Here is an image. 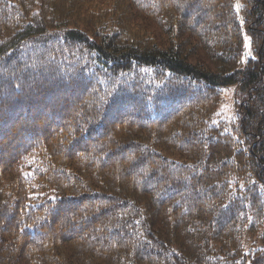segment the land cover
<instances>
[{
  "label": "trees",
  "instance_id": "16d2710c",
  "mask_svg": "<svg viewBox=\"0 0 264 264\" xmlns=\"http://www.w3.org/2000/svg\"><path fill=\"white\" fill-rule=\"evenodd\" d=\"M0 264H264V0H0Z\"/></svg>",
  "mask_w": 264,
  "mask_h": 264
},
{
  "label": "rangeland",
  "instance_id": "374dc122",
  "mask_svg": "<svg viewBox=\"0 0 264 264\" xmlns=\"http://www.w3.org/2000/svg\"><path fill=\"white\" fill-rule=\"evenodd\" d=\"M237 8H240V4L238 2L237 4ZM244 56H243V60L244 63L247 62L248 58L250 56H252V49L250 47V42H249V38L246 36L245 37V47H244ZM236 87H230L227 89H224L223 91V102L220 105V108L218 110L219 114H218V118L220 120H224L226 121L229 125H232L238 118L239 114H238V109H236ZM222 117V118H221ZM253 242L252 239H250L249 236H247L245 238V244L246 245H251ZM247 247V246H246ZM248 248V247H247Z\"/></svg>",
  "mask_w": 264,
  "mask_h": 264
}]
</instances>
